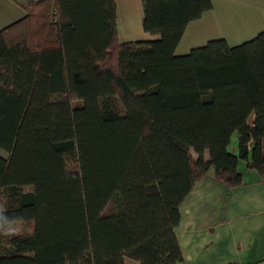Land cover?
I'll use <instances>...</instances> for the list:
<instances>
[{"label": "trees", "instance_id": "trees-1", "mask_svg": "<svg viewBox=\"0 0 264 264\" xmlns=\"http://www.w3.org/2000/svg\"><path fill=\"white\" fill-rule=\"evenodd\" d=\"M142 4L157 39L120 42L115 0H28L0 30V264H184L196 183L264 177V30L177 54L212 0Z\"/></svg>", "mask_w": 264, "mask_h": 264}, {"label": "crops", "instance_id": "crops-1", "mask_svg": "<svg viewBox=\"0 0 264 264\" xmlns=\"http://www.w3.org/2000/svg\"><path fill=\"white\" fill-rule=\"evenodd\" d=\"M27 2L0 0V30L26 15ZM115 2L120 42L159 38L143 27L142 0ZM212 4L188 23L177 54L216 38L237 45L264 30V0H212ZM0 154L5 155L1 150ZM240 171L243 183L230 187L211 169L182 202L176 234L184 264H264V177L247 164ZM125 264L140 262L126 258Z\"/></svg>", "mask_w": 264, "mask_h": 264}, {"label": "rangeland", "instance_id": "rangeland-1", "mask_svg": "<svg viewBox=\"0 0 264 264\" xmlns=\"http://www.w3.org/2000/svg\"><path fill=\"white\" fill-rule=\"evenodd\" d=\"M237 142L236 136L233 137L232 144L230 145V150L233 153H237V149L235 148V143ZM193 155L195 156V153L193 152ZM246 165L245 162H240V168L243 169V167ZM20 230V225L16 224L15 226L10 228V231L17 233Z\"/></svg>", "mask_w": 264, "mask_h": 264}]
</instances>
